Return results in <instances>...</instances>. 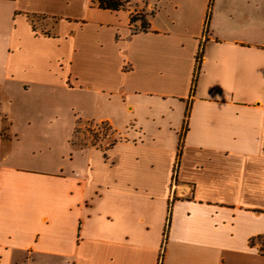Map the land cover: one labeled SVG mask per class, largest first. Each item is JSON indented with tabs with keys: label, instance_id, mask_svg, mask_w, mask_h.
I'll return each mask as SVG.
<instances>
[{
	"label": "crops",
	"instance_id": "obj_1",
	"mask_svg": "<svg viewBox=\"0 0 264 264\" xmlns=\"http://www.w3.org/2000/svg\"><path fill=\"white\" fill-rule=\"evenodd\" d=\"M147 6L0 0V85L86 84L119 136L0 156V264H264V0Z\"/></svg>",
	"mask_w": 264,
	"mask_h": 264
},
{
	"label": "rangeland",
	"instance_id": "obj_2",
	"mask_svg": "<svg viewBox=\"0 0 264 264\" xmlns=\"http://www.w3.org/2000/svg\"><path fill=\"white\" fill-rule=\"evenodd\" d=\"M148 1L128 0L126 4L127 7L135 8L134 14L138 18L135 24L138 28L143 20L147 21L150 17ZM34 21L41 20L35 18ZM74 66L77 70L81 64L78 61ZM40 89L32 87L25 91L18 90L11 84L0 85L1 157L9 155L12 158L16 154L22 156L24 161L69 162L74 145L85 147L92 146L95 142L108 146L119 139L108 125L88 122L87 116L95 111L97 103L94 96L86 94V84L77 83L71 89L55 86ZM130 123L135 124L126 120L120 127L124 130L125 125L134 127ZM150 139L145 137L147 141ZM170 142L167 139L166 143ZM169 216L168 214V218Z\"/></svg>",
	"mask_w": 264,
	"mask_h": 264
},
{
	"label": "trees",
	"instance_id": "obj_3",
	"mask_svg": "<svg viewBox=\"0 0 264 264\" xmlns=\"http://www.w3.org/2000/svg\"><path fill=\"white\" fill-rule=\"evenodd\" d=\"M128 0H92V3L94 5H97L99 8H102V9H106V10H112V11H119V10H122V9H126ZM150 16H152V13L150 12L149 14ZM36 17H31V20L34 21ZM138 18L135 16L134 13H132V16H131V22L132 23H135V21L137 20ZM150 27V21L149 19L147 21H142V24H141V27H140V30H148ZM101 124H106L109 126L110 129H112V131L115 133V130L113 129V127L111 125H109L108 123H101ZM97 137V136H96ZM98 141V139H97ZM117 140H114L112 143H110L108 146H111L113 145ZM92 146H99V147H103V145H98L97 143H93ZM177 167V165L175 166Z\"/></svg>",
	"mask_w": 264,
	"mask_h": 264
},
{
	"label": "built area",
	"instance_id": "obj_4",
	"mask_svg": "<svg viewBox=\"0 0 264 264\" xmlns=\"http://www.w3.org/2000/svg\"><path fill=\"white\" fill-rule=\"evenodd\" d=\"M263 110H264V107H263ZM176 177H177V167H175V169H174L173 182H175Z\"/></svg>",
	"mask_w": 264,
	"mask_h": 264
}]
</instances>
